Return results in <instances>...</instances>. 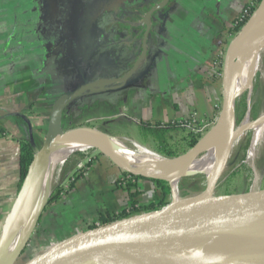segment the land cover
<instances>
[{
	"label": "crops",
	"instance_id": "0c3cea01",
	"mask_svg": "<svg viewBox=\"0 0 264 264\" xmlns=\"http://www.w3.org/2000/svg\"><path fill=\"white\" fill-rule=\"evenodd\" d=\"M161 1L0 0V233L20 188V140L30 138L41 147L54 102L85 79L129 72L142 53L145 14ZM251 1L170 0L152 17L148 52L137 71L125 82L95 85L65 110L64 119L77 110L108 124L107 130L186 120L207 125L221 97V85L209 76L215 48L233 34L234 21ZM117 168L107 171L104 165V184L96 181L113 189L111 198L101 189L104 202L86 198L88 179L51 205L46 222L59 237L88 228L100 212L121 211L130 197L119 196L113 183L123 172ZM141 179L130 181L142 191L138 202L145 203L155 193L146 187L151 181ZM81 193L86 196L79 199ZM83 200L92 210L73 204ZM47 237L50 243L56 238Z\"/></svg>",
	"mask_w": 264,
	"mask_h": 264
},
{
	"label": "water",
	"instance_id": "95a60500",
	"mask_svg": "<svg viewBox=\"0 0 264 264\" xmlns=\"http://www.w3.org/2000/svg\"><path fill=\"white\" fill-rule=\"evenodd\" d=\"M169 3L170 0H162L145 14L142 53L129 72L121 77L110 79L101 78L94 81L85 79L82 85L67 91L54 102L46 138L41 147H36L34 144L36 153L3 224L0 233V264H214V260L209 256L210 253L217 250H230L229 244L232 241L230 235H218L217 232L221 228H228V225L232 223L235 224V217H242L250 226L264 234V194L261 190L263 182L261 174L256 186L255 176L253 177L248 190L240 200L226 207H218L215 203L217 191L234 151L236 128L246 117L250 118L251 107L243 120L239 124L237 122L238 99L234 95L233 77L237 56L244 41L248 38L264 37V13L261 12L264 9V0H261L257 9L234 35L227 47L223 65L221 109L216 118L219 134L212 174L202 189L181 194V188L178 186L181 199L191 194H201V197L188 205L173 208L170 197L163 203L131 216L85 231L56 237L39 253H34L21 262L45 210L49 194L21 242L10 252L15 226L24 207L48 181L47 165L55 144L59 140L78 133L84 127L95 130L98 136L120 139V136L112 135L97 127L75 125L65 128V110L95 85L122 83L137 71L148 52L152 17L156 12L166 8ZM250 98L249 93L248 101ZM200 139L187 152L169 158H181L195 148ZM96 148L110 157L119 167V164L106 151L100 147ZM121 169L134 175L161 179L127 167ZM170 188L172 189V185ZM231 250L235 251V249Z\"/></svg>",
	"mask_w": 264,
	"mask_h": 264
},
{
	"label": "bare ground",
	"instance_id": "6f19581e",
	"mask_svg": "<svg viewBox=\"0 0 264 264\" xmlns=\"http://www.w3.org/2000/svg\"><path fill=\"white\" fill-rule=\"evenodd\" d=\"M264 13V9L261 11ZM264 52V37L248 38L244 41L235 64L233 88L237 98L246 83L252 84L255 73L262 71V53ZM264 114V113H263ZM254 128L250 149L245 160L255 173V186L259 181V173L254 165L258 147L264 138V115L256 120L246 117L235 131V142L248 127ZM219 125L216 121L201 138L198 145L181 158H169L129 138L116 139L101 137L95 130L86 127L83 130L59 140L48 161V181L39 188L30 202L24 207L15 226V235L10 246L13 251L21 242L31 223L50 194V186L60 168L75 152L87 151L99 146L119 164V167L130 168L147 176H156L169 181L172 185V205L180 207L188 205L201 197V194H191L181 199L178 189L182 177L209 171L210 178L214 167V156L218 143ZM126 142H131L130 147ZM261 171V170H260ZM197 175V174H196ZM208 181V180H207ZM175 194V195H174ZM235 224L218 230V235H230L232 240L230 250L210 253L214 264H264V234L250 226L242 217L234 218ZM231 249H235L232 251ZM197 264V263H193Z\"/></svg>",
	"mask_w": 264,
	"mask_h": 264
},
{
	"label": "rangeland",
	"instance_id": "374dc122",
	"mask_svg": "<svg viewBox=\"0 0 264 264\" xmlns=\"http://www.w3.org/2000/svg\"><path fill=\"white\" fill-rule=\"evenodd\" d=\"M259 3L260 2H255L254 6H252L253 12L257 9ZM255 74L256 75L254 76V80L252 81V84L246 83L243 86V88L240 90V98L237 100V103L246 102L247 109L251 107L250 120L252 121L264 115L263 114L264 113V52L262 53V71L257 72ZM249 93L251 94L250 101H248ZM72 114L73 115L71 117L66 116V118L64 119L65 128L71 127L72 125H75V124L77 125L82 124L85 126L92 125L90 127H97L101 129L108 125L106 124L103 127L101 126L102 121H96L94 119H87V117L80 115L77 110L76 111L74 110ZM79 115L81 117H79ZM215 122H216V117L214 120L210 121L205 127L201 128L199 132V134L201 135L200 138L204 137L205 133L210 129V127ZM108 129L111 130L113 133L117 134L118 136H120V139L124 137L129 138V139H134L138 141L139 143H141L142 145H145L146 147L152 150L155 147V141L153 139H148L146 140V143H144L143 141L144 136H143V133L141 132V127H138L136 124L128 125L127 129L120 127V126L116 128L109 127ZM184 132L185 131L183 130H179L178 132H174V134L172 135V139H173L172 141L174 142L177 141V144H174V146H176L175 148L180 151H182V149L185 148L187 145L181 139L183 138L182 136H185ZM253 133H254V128L250 126L242 133V135L235 142V147H234V151L231 156V159H230L229 166L227 167L226 172L223 175L222 184L219 187L217 194H216L215 203H216V206L218 207H226L227 205L234 203L237 200H240L244 196L246 191L248 190L249 183L255 176L254 169L245 161L247 159V152L250 149L249 147L250 144L247 148L244 159L237 161V155H236V151L239 145L243 143L246 140V138H248V135H250L252 138ZM250 143H251V140H250ZM126 144L130 147L133 145L131 142H126ZM89 160H93V164L91 166H86V163ZM104 165L107 166V171L112 167L113 168L118 167L116 163L113 162V160L110 157H108L103 152H100L99 149L96 147L89 149L87 151H84V152L78 151V152L73 153L64 163V165L60 168L58 173L56 174L50 186V190H49L50 194L56 186L63 187V188L67 187L71 176L75 175L76 171L77 172L81 171V175H82L83 174L82 171L84 170V168H86V171H88V168L91 167L88 173L84 175V177H82L79 181H76L75 183V188H83L86 184L84 183V181H87L88 179H90L86 187L88 188V191H90L91 193L88 194L87 196L81 193V194H78L77 197L79 199H82L84 198V195H85L86 198L87 197L90 198L92 204L94 203L96 204L97 202L98 203L104 202V200L107 198V195L109 196V198H111L114 195L113 189L109 188V184H107L106 186L105 185L102 186V188H100L99 185H96L98 181L102 182L101 185L104 184L105 177H106V172L103 171ZM254 165L258 173L261 174L262 176L263 182L261 184V190H262V193L264 194V138H263L261 145L258 147ZM117 169H119L120 171L122 170L124 173V170L121 169L120 167H118ZM63 170L66 172L65 175H63V172H64ZM196 174H193L191 176L182 177V180L180 182L183 183L184 187L186 188L181 189V194H182V191H185V193H189L193 191L188 188L190 184L195 183L199 187V189H202L207 184V180L210 175L209 171H202ZM142 181L143 183H147V182H144L143 179H141V182ZM167 182L169 183V181ZM106 183H108V181H106ZM113 183L115 184V187L119 186L118 190L120 194H122L119 196H124V195L129 194V190L124 185H122L120 182L113 181ZM151 183L152 184H150L149 186L147 185L146 187L148 188L149 193L150 192L155 193L153 192L155 191V189H152L155 184L153 182ZM101 189L107 195L103 196V193H101ZM170 197L172 199L173 192L169 195L167 200H169ZM150 201L159 202L155 197L154 198L149 197L146 200V202H150ZM73 204H75L78 209H81V208L90 209L91 208V207L86 206L88 205L86 200L78 201V202L74 201ZM50 207L51 205H49L46 208V210H44L42 217L39 220V224L37 228L35 229V232L32 236L31 242L23 254V259L21 260V262L25 260L27 257L31 256L32 254L39 253L41 251V249L44 247L43 244H41V241H40L41 239L44 240V243L46 241V245H48L50 241L47 236L59 237L60 233L59 232L57 233V230L55 231L56 227L53 228L51 225H49L46 222V220L48 219L47 214L49 213L48 211L50 210ZM98 215L96 214L97 217ZM68 226L69 225H67V227Z\"/></svg>",
	"mask_w": 264,
	"mask_h": 264
},
{
	"label": "trees",
	"instance_id": "16d2710c",
	"mask_svg": "<svg viewBox=\"0 0 264 264\" xmlns=\"http://www.w3.org/2000/svg\"><path fill=\"white\" fill-rule=\"evenodd\" d=\"M255 2H260L261 0H254ZM253 13V9L250 10L246 15V21L250 18V16ZM245 21V22H246ZM240 27H233L231 28V31L233 33H237ZM237 98H240V93L238 94ZM249 109H247V103L246 102H240L237 103V122L238 124L243 120L244 116L246 115V112H248ZM215 117L213 118V120ZM92 126V125H90ZM103 131L110 133L112 135H117L107 129L101 128ZM179 130L185 131V136H182L183 138L182 141L187 144L185 148L182 149V151L177 150L174 146V144H177V141H172V135L174 132H178ZM141 132L143 133L144 136V143H146V140L148 139H153L155 141V147L153 148V151H158L159 153L165 155L166 157H176L179 156L185 152H187L190 148H192L200 139V134L198 133H193L192 129H187L184 125L182 124H167L166 125H161L160 123L155 122L153 125H151L149 122L141 126ZM251 136L248 135V138L239 145L236 151L237 155V161L244 159L247 148L250 144ZM145 146V145H144ZM36 153V147L33 143V141L30 138H23L20 140V185H22V182L28 172V168L34 158V155ZM93 164V160H89L86 163V166H91ZM65 170V169H64ZM63 170V171H64ZM65 171L63 172V175H65ZM128 174H131L132 177H136V179L143 178V179H148L151 182H153L156 186L155 190V198L160 202L163 203L165 202L169 195L171 194V188L169 183L166 180L162 179H154V178H148V177H143L141 175H134L132 173L127 172ZM81 174H77L78 178ZM182 180V178H181ZM180 180V181H181ZM77 181V180H76ZM75 181L71 183L70 187L67 190H64L63 187L56 186L54 190L51 192L46 208L49 205H52L56 202L59 201V199L63 196V194L70 190L71 188L74 187ZM128 190H129V197L131 200V205L133 209L136 208V204L138 203L137 196L142 193L141 189L135 185V182L128 181L124 185ZM179 186L181 189H184V184L179 182ZM189 189L191 190H197L199 187L193 183L188 186ZM184 194L185 191H182ZM153 205V202L150 203L148 206ZM125 212H122L120 214H116L111 211H105V212H100L98 217L100 221L103 224H107L109 222H112L114 219L118 218V216L124 215Z\"/></svg>",
	"mask_w": 264,
	"mask_h": 264
},
{
	"label": "built area",
	"instance_id": "2783aa9c",
	"mask_svg": "<svg viewBox=\"0 0 264 264\" xmlns=\"http://www.w3.org/2000/svg\"><path fill=\"white\" fill-rule=\"evenodd\" d=\"M255 1L252 0L248 5L245 6V9L242 13V15L237 18L234 23L233 26L234 27H242L243 24L246 21V17L245 15L252 10V6H254ZM236 33H233L232 35L226 36L223 38V40L221 41V43L219 44V46H217L215 48L214 51V55L212 57L211 60V64L209 67V76L210 78L217 84L221 85V89H222V80H223V65H224V59H225V55H226V51H227V47L229 45V42L231 41V39L234 37ZM221 109V97L219 99H217L215 101V110H216V114L215 117L217 118L219 112ZM195 120H186V121H182L180 122V124L184 125L187 129H192L193 133H198L200 132L201 128L205 127V126H198L197 124H195ZM91 168V167H90ZM89 168V169H90ZM88 169V171H89ZM88 171H86L85 173H83L82 177H84V175H86L88 173ZM135 179L134 177H132L131 174H128L126 171H124V173H120L115 179L114 182H120L122 185H125L128 181ZM77 180V174L71 176L70 180H69V184L67 185V187H64V190H67L71 183ZM153 202V205L151 206H155L157 204H159L160 202H154V201H150V202H145V203H140L138 202L136 204V208L133 209L132 205H131V200L129 199L128 202L126 203V205L121 209V211L116 212V214H120L122 212H125L124 215L118 216V218L114 219H121L123 217H127V216H131L135 213H138L144 209H147L151 206H148L150 203ZM94 220L90 223L89 227L86 229H83L82 231H85L89 228H95V227H99L102 226L103 223L100 221L99 217L93 218Z\"/></svg>",
	"mask_w": 264,
	"mask_h": 264
}]
</instances>
